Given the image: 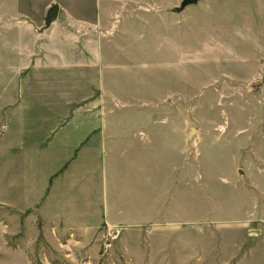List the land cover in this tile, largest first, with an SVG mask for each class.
<instances>
[{"label": "rangeland", "instance_id": "rangeland-1", "mask_svg": "<svg viewBox=\"0 0 264 264\" xmlns=\"http://www.w3.org/2000/svg\"><path fill=\"white\" fill-rule=\"evenodd\" d=\"M183 1L0 0V264H264V0ZM82 37L104 39L106 103L179 152V203L139 228L94 224V199L20 211L43 174L24 164L34 96L7 90Z\"/></svg>", "mask_w": 264, "mask_h": 264}, {"label": "crops", "instance_id": "crops-1", "mask_svg": "<svg viewBox=\"0 0 264 264\" xmlns=\"http://www.w3.org/2000/svg\"><path fill=\"white\" fill-rule=\"evenodd\" d=\"M79 40L74 59L60 45L55 62L34 59L29 79L16 89L6 85L8 96L26 91L34 96L27 112L35 128L24 149L31 157L24 164L33 167L36 180L43 174L32 205L20 211L37 205L40 214H48L53 211L49 204H92L94 199L101 205L94 224L107 229L145 226L159 220L165 207L179 203V152H168L161 134L154 138L148 119H126L115 113L117 106L106 103L104 39ZM89 93L96 99L89 100ZM73 126L78 127L76 134ZM2 157L6 166L15 165L10 155ZM48 219L76 222L83 230L89 224L65 216Z\"/></svg>", "mask_w": 264, "mask_h": 264}, {"label": "water", "instance_id": "water-1", "mask_svg": "<svg viewBox=\"0 0 264 264\" xmlns=\"http://www.w3.org/2000/svg\"><path fill=\"white\" fill-rule=\"evenodd\" d=\"M201 0H184L182 3L181 8H179L178 11L184 10L186 7L191 6V5H197ZM57 10L53 11V14H56Z\"/></svg>", "mask_w": 264, "mask_h": 264}]
</instances>
